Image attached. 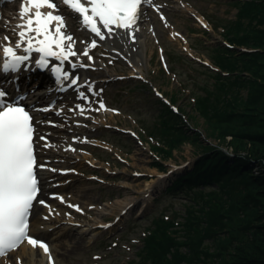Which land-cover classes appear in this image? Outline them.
<instances>
[{
  "label": "rangeland",
  "instance_id": "obj_1",
  "mask_svg": "<svg viewBox=\"0 0 264 264\" xmlns=\"http://www.w3.org/2000/svg\"><path fill=\"white\" fill-rule=\"evenodd\" d=\"M230 1L151 0L150 17L139 24L145 27L146 39L139 52H134L141 60L142 72L135 70L138 68L125 59L119 48L121 55H115L97 41L90 62L82 53L92 39L84 40L74 27L70 29L79 45L78 59L83 58L94 68H86L84 82L87 88L77 92L90 97L82 107L88 117L83 124L86 132L71 133L79 142L74 147L76 156L69 154L67 158H61L63 166H71L68 169L74 170L69 171L74 175L62 180L58 177L45 179L46 187L53 183L58 186L41 190L30 215V229L44 232V241L52 247L54 264H139L136 252L142 246L141 240L152 216H172L174 211L183 214L186 196L162 192L174 178L195 165L196 143L184 141L164 156L154 148L161 146L157 144L160 138L150 135L149 130L159 123L160 100L172 102L174 110H178L174 112L182 118L183 128L196 133L206 143L221 144L229 155H234L233 146L226 145L233 135L226 133L225 140L219 141L216 137L223 127L211 126L213 121L198 114L192 106L190 92L192 88L193 92L202 93L200 85L213 80L200 66L210 63L205 44L225 42L226 46H233L224 40L222 34V26L227 20L237 19V9ZM8 18L11 17L4 16L0 21V36L8 32L11 22ZM236 49L249 51L239 44ZM165 62L172 67L171 70L167 69ZM88 85H91V91ZM99 100H103L104 109L97 110ZM77 105L75 101L70 107L71 113ZM36 140L39 154H43L45 149L38 144L41 139L37 135ZM64 144L62 148L66 150ZM247 146L250 148L249 144ZM258 150L260 156H264V147L258 145ZM155 161L162 162L169 174L164 175L158 170L153 165ZM249 162L255 174H264L262 161L253 158ZM51 168L58 169L54 163ZM160 175H163V182L153 184L152 180ZM51 193L63 197L66 202L50 198ZM126 197L135 202L125 214L118 218L115 217L119 213L111 211L97 214L98 206L104 202L118 204ZM40 200L46 201L52 214L49 207L39 203ZM69 203L79 205L82 211L69 207ZM249 214L246 211V215ZM45 216L48 219H44ZM200 236L198 246V240L193 238L195 250L204 247L207 258L216 256L218 242L224 239V235ZM185 250L186 246L181 248V252ZM202 258L206 259L203 253L199 259L193 257L194 264H206ZM9 259L11 264H16L15 256ZM20 259L22 264H29L27 259Z\"/></svg>",
  "mask_w": 264,
  "mask_h": 264
},
{
  "label": "trees",
  "instance_id": "obj_2",
  "mask_svg": "<svg viewBox=\"0 0 264 264\" xmlns=\"http://www.w3.org/2000/svg\"><path fill=\"white\" fill-rule=\"evenodd\" d=\"M230 3L237 19L227 20L222 34L233 46L205 44L207 57L219 70L200 64L213 80L200 85L202 93L192 88L190 92L198 114L213 121L211 126L223 127L216 138L224 141L226 133L233 135L226 145L233 146L234 155L183 128L182 118L159 101V123L149 130L160 138L161 146L154 148L164 156L182 142L193 141L197 159L162 192L185 195L184 212L152 216L136 252L139 264H194L193 257L199 259L202 253L206 264H264V223H259L264 220V174H255L249 166L253 158L264 163L258 150V145L264 147V0ZM153 165L166 169L162 162ZM218 233L224 239L218 242L216 256L207 258L204 247L195 250L194 237L198 246L200 235Z\"/></svg>",
  "mask_w": 264,
  "mask_h": 264
},
{
  "label": "snow or ice",
  "instance_id": "obj_3",
  "mask_svg": "<svg viewBox=\"0 0 264 264\" xmlns=\"http://www.w3.org/2000/svg\"><path fill=\"white\" fill-rule=\"evenodd\" d=\"M63 6L75 14L78 23L100 40L114 37L117 30H124L130 39L135 41L133 29L136 27L141 15V8L151 0H60ZM47 8L44 12L42 9ZM35 11H32V10ZM158 10V9H157ZM59 6L54 0H26L19 8V17L22 21L17 25V41L12 46L9 37L5 36L6 43L2 47L3 61L0 63V72H16L21 64L28 61L33 52L39 54L35 64L40 68L48 66L49 57L56 60L68 61L76 56L74 50L75 40L70 33L66 32L67 25L64 17L58 14ZM163 19V17H161ZM106 30L107 36L102 32ZM96 41L92 40L82 55L92 61L89 48H95ZM17 49H22L27 54H17ZM111 62V61H110ZM90 67L89 65H80ZM76 67L75 64L72 65ZM52 73L58 74L64 80H68L70 73L64 71L61 66H53ZM79 77L71 79L69 87L77 85ZM89 91L92 90L88 85ZM102 91V89L100 90ZM9 93L0 88V257L6 256L13 250L18 249L22 243H27L33 249L39 248L47 256L48 264H54L49 246L43 239L30 235V215L34 203L40 191V179L37 169L51 172L59 171L66 174L69 169H55L49 167L47 162L38 163L35 155L34 136L36 129L33 118L23 106V95L18 96L20 103L8 102L5 97ZM81 99H87L84 93L79 94ZM99 109L105 108L103 100H99ZM79 108L80 106L77 105ZM48 111L47 107L38 109ZM81 114L84 109L80 108ZM59 114V113H58ZM47 123L51 124V121ZM41 140L47 137L42 135ZM52 186H58L53 183ZM50 198L59 199L65 203L63 197L51 193ZM39 203L51 208L46 201ZM80 212L79 205L68 204ZM44 219H48L47 216ZM16 264H22L20 257L16 258Z\"/></svg>",
  "mask_w": 264,
  "mask_h": 264
},
{
  "label": "bare ground",
  "instance_id": "obj_4",
  "mask_svg": "<svg viewBox=\"0 0 264 264\" xmlns=\"http://www.w3.org/2000/svg\"><path fill=\"white\" fill-rule=\"evenodd\" d=\"M54 2H56L59 6L58 13H60V15L64 17V22L67 25V29L76 26V30L79 31L82 35L83 34H89L83 30V27L79 23L78 24L74 23V19L76 21V17L72 11H70L65 6H63L61 4V2H59L58 0H54ZM145 6H146V4L142 6L141 15L139 17L138 23H137L136 27L133 29V32L135 34V41L130 39L129 34H127V36L124 37V35H126L124 30H117L114 37L107 38L105 40H100L98 37H95L94 34L90 33L95 39L99 40L100 42L102 41V43L104 45H106L107 49L110 50L113 54L119 55L120 52L117 50L119 48L125 54V59H127L130 63L135 65L136 68H138V69H135L138 72H142L143 70L140 69L141 60L138 57V55H136L134 52H136V51H137V53L139 52L140 47L142 46V43H144V40L146 39L145 27L144 26L139 27V24H141L143 21L145 22V20H147L150 17L148 14V9ZM14 7H15L14 4H7L5 9H4L3 16H8V9H12ZM33 11H35V10L33 9ZM42 11L47 12L48 9L44 8V9H42ZM11 21H12L13 25L10 23L9 29L11 27L14 29V27H17V25L22 22L20 20V17H19V10L18 9L16 10L15 13H13V16L11 15ZM18 31H19V29H18ZM102 32H104V34L106 36L108 35L106 30L102 29ZM4 35H7V32H4ZM117 36H121L122 40H121V38L119 40L117 38ZM1 41H2V39L0 36V42ZM119 45H121V47H119ZM20 50L22 51V49H20ZM81 87H84V84H82ZM71 100H77L76 96H72L71 93L65 94L63 96V101H71ZM41 102H42V104H40V105L42 108H45L49 105L48 101H45V99L42 100ZM47 113H49V112L34 113V116H35L34 118L37 120L35 122H36L37 126L39 127V130L41 131V133H43V135L46 137L49 136L53 140V142L52 141L47 142L49 145L50 144L51 145L49 147L45 148L44 155L48 156V157L53 156V157H57V158L60 156H66L65 151L64 152H58L57 149H59L58 147L61 145L62 140H66V142L69 144V147L71 149L73 148L74 145L77 144V141L75 139L71 138L70 133L73 132V130L75 132H78V133L86 132V130L84 129V127L82 125V123L87 120V117L85 116L86 114L84 115V114H81V112H78L76 114V116H74V118H73V120L77 121V122L72 123L70 126H67V127L63 126L62 123H60V124H49L48 123V126L45 128V130L40 129V128H43V124L41 123L40 120H38V118L42 114H47ZM58 113L59 112H55L56 116H60L61 113H59V114ZM59 132H61V133H59ZM40 161H41L40 163L47 162L49 167L52 166L51 165L52 161H50L49 158L41 157ZM58 161H61V160L58 159ZM46 173H47V177H54L56 174H59L57 172H51V171H47V170H46ZM59 175L61 176V178L69 177L68 174H59ZM44 179H45V177H41V180H43V182H42V190L43 191L46 190ZM162 182H163V175L157 176L156 178H154L152 180V183L156 184V185H159ZM52 187L53 186L51 185L48 188L51 189ZM134 202H135V200L132 199L131 197H126L122 202H119L118 204H117V202H115V203L104 202L101 206H98L97 214H104V212H110V211L116 212L117 214L118 213L124 214V210H128L134 204ZM38 209H40V208H38ZM100 222H103V221H100ZM84 229L88 230L87 227H85ZM30 235H32L38 239H43V241H44L45 234L42 231H39L37 229H31ZM49 249H50V252L52 253V247H49ZM12 256H15V258H17V257L25 258L29 261V264H43L44 262L47 261V256L43 253V251L41 249H39L38 247L33 249L31 246L27 245V243H22L18 247V249L11 251L10 253H8L4 257H0V263L1 264H11L9 257H12Z\"/></svg>",
  "mask_w": 264,
  "mask_h": 264
}]
</instances>
